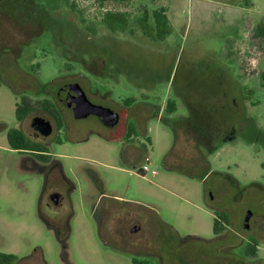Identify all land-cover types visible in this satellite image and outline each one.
I'll return each instance as SVG.
<instances>
[{
    "label": "rangeland",
    "instance_id": "obj_1",
    "mask_svg": "<svg viewBox=\"0 0 264 264\" xmlns=\"http://www.w3.org/2000/svg\"><path fill=\"white\" fill-rule=\"evenodd\" d=\"M35 1L48 8L53 21L51 29L39 34L34 25L15 24L5 13L12 8L5 10V0H0V39L16 50L11 55L0 48V251L16 253L17 264H134V259L221 264L216 245L206 241L214 237L215 215L224 206L229 225L223 215L217 221L229 244L237 245L227 254L244 258L233 264H264V89L259 77L264 43L253 27L259 13L264 20V8L252 0H111L106 9L132 14L127 30L113 32L95 0H60L55 10L51 0ZM161 6L173 31L165 41H154L137 16L146 7L151 13ZM16 9L21 15L24 3H16ZM19 42L25 44L22 50L15 47ZM23 78L38 93L81 79L93 104L120 115L116 128L109 129L96 116L76 119L59 104L68 126L46 141L61 168L54 167L49 188L40 176L21 169L6 136L16 124L19 102L13 89L19 88L16 79ZM224 87L231 98L224 106L231 103L243 113L240 123L235 110L223 121L219 115L212 120L219 129L205 141L215 139L210 153L184 120L193 102L223 109ZM33 102L38 113L50 103L44 95ZM169 102L177 106L173 114L167 112ZM128 124L139 126L130 140L125 137ZM135 145L142 161L150 158L156 175L142 176V161L132 160ZM61 170L73 183L66 184ZM90 175L101 180L107 207L142 215V234L129 240L111 231L123 229L126 219L112 218L99 227L89 198L96 192ZM56 190L65 195L59 208L47 200ZM106 210L105 217L114 216ZM247 212L254 213L251 230L243 226ZM251 241L258 243L255 258L245 254Z\"/></svg>",
    "mask_w": 264,
    "mask_h": 264
},
{
    "label": "flooded vegetation",
    "instance_id": "obj_2",
    "mask_svg": "<svg viewBox=\"0 0 264 264\" xmlns=\"http://www.w3.org/2000/svg\"><path fill=\"white\" fill-rule=\"evenodd\" d=\"M3 1V0H1ZM9 9L5 7V10ZM9 11V12H8ZM5 13H8L9 16L12 15L13 21L15 24L20 26H26V25H34L30 20H22L21 17L17 16V14L15 13V11L13 10H6ZM16 14V16H14ZM23 21V23L21 22ZM25 44H19L15 45L16 49L22 50V46ZM16 52V50L13 51V47H11V55L12 53L14 54ZM89 70V68H88ZM17 80V84L19 85L18 89H13V92L15 93L16 98L18 99V104L22 106V108L27 112L26 115H24V117L18 119L16 117V124L14 127L12 128H8L6 131V136H7V140H8V134L11 130H16L18 133L21 134L22 137H24L28 143H29V147H19V149H12L15 153H17V155H19V158L21 159V169L24 170L25 172L30 173L31 175L34 176H40V178H42V180L45 181V184L48 185L47 188H49V185L51 184V182H53L52 180L54 177V167L59 166V163L55 160H52L51 156V152L49 151L48 146H46V141L52 137V135L56 133H60V132H66L67 131V124L64 121V116L62 114V110L60 108L59 104H62L64 106V108H66L68 111L71 112V114L74 116V112L73 110H71L65 103V101L67 100V96L68 93L73 92L74 90H76L77 88H82L85 92V88L83 87V80L79 79L80 81H76V82H70L72 83V85L69 87L68 84L65 86L62 85L61 87H59V89L56 90H41L39 93L35 90V88L32 85V81L30 79H16ZM186 82V81H184ZM44 95L45 98L49 99L50 103H47L45 105L41 106V111L40 113H38L37 108L33 102V99H35L37 96H41ZM226 95H227V90L223 89L221 91V98L222 101H225L226 99ZM225 98V99H224ZM221 101V102H222ZM60 102V103H59ZM220 100H218V103H220ZM107 107V106H104ZM222 107H224L223 103H222ZM109 108V107H107ZM39 109V110H40ZM235 112L238 116V123H240V118L242 116V111L236 107ZM120 117V115H119ZM35 118H43L47 121L50 122L53 130L51 135L49 136H44L42 134V132L39 129H36L33 127V120ZM98 118V117H97ZM29 124L28 126H25V123L29 120ZM100 121V120H99ZM120 121V119H119ZM241 125V124H240ZM105 126V125H104ZM117 126V125H116ZM116 126L114 127H108L105 126L109 129H113L116 128ZM239 125H236V127H238ZM230 129L235 130V128L233 126L230 127ZM139 130V126L138 125H132V124H128L126 126L125 129V137H127L128 140L132 139V137L137 133V131ZM239 130V127L237 128V131ZM239 133V131H238ZM241 135V133H240ZM239 136V134H238ZM44 140L45 143H39L37 140ZM215 139H211L210 143L214 142ZM134 148L136 149V156L133 157V161H137L140 159V162L142 161L140 155H139V151L136 147V145L134 146ZM144 161V160H143ZM141 162V166H140V173H142V176H144V173L141 169L142 165L144 162ZM61 169V168H60ZM62 179L67 183H73L67 176H65L61 170V174ZM92 177V178H91ZM89 179H92L93 183V188L95 189V193L92 195H89V198H93V204H92V208L94 211V215L96 216V214L98 213V220H97V224L99 225L100 228H102L103 226H105L110 219L114 218H119V220H123L126 219L125 225L122 229V227L120 226V228L117 230L111 229V231H113L114 233L117 234H121L119 236H128L129 240L130 237L132 235H137V234H142V228L144 226V224L142 223V220L144 218H142V215L138 214V213H127V212H122L121 209H118L117 207H115L114 205L110 204L108 207L106 206L104 199L105 197H108V195L106 193H101L103 190V184H99V181H101L98 176L93 177L92 175H90ZM234 186H236L235 184H233ZM92 186V185H91ZM61 189L63 190V187L60 186ZM237 187V186H236ZM102 190V191H101ZM54 194H59L60 195V199L58 204H55L52 201V195ZM109 198H112L114 200H121L119 199L118 196L116 195H110ZM48 205H51V203L59 208L63 205L64 201H65V195L64 193L60 192L59 190H56L54 192H52L51 194L48 195ZM51 203H50V201ZM123 203H127V202H123ZM103 204V205H102ZM135 204H138L137 202H135ZM106 208H110L113 211L114 216H110V218L105 217V211ZM222 211L219 212L217 215H215V220H218V217L220 215H223V217H221V219L223 220H229V208L221 206ZM250 212H247V214ZM246 214V215H247ZM252 217H254V213H252ZM246 217V216H245ZM251 217V218H252ZM250 218V219H251ZM245 220V218H244ZM244 224V222H243ZM120 225H122L120 223ZM223 227V226H222ZM251 226L248 230H251ZM123 230V232H122ZM122 232V233H121ZM214 232V230H213ZM229 240L230 237L226 232V229L223 228V230L220 233H214V237L210 240V241H206L209 243H214L216 245V255H219L220 257H222V261L221 264H230L229 261V254H227L228 252V248H229ZM129 244V243H128ZM226 252V253H225ZM0 254L5 255V256H16L17 259H11L10 257L7 258V260L5 261H0V264H17L18 263V255H16V253L14 252H3L0 251ZM242 260L244 259L243 257ZM255 258V257H253ZM136 260V259H134ZM133 260V263H134ZM241 260V262H242ZM244 261V260H243ZM216 264V263H215Z\"/></svg>",
    "mask_w": 264,
    "mask_h": 264
},
{
    "label": "trees",
    "instance_id": "obj_3",
    "mask_svg": "<svg viewBox=\"0 0 264 264\" xmlns=\"http://www.w3.org/2000/svg\"><path fill=\"white\" fill-rule=\"evenodd\" d=\"M21 1L24 3V9L21 12V15L19 17L22 18V20H30L33 24L34 27L39 29L37 30L36 34H39L41 31L46 30V29H51L53 27V21L50 17L48 8L40 4L39 2L37 3L35 0H5V7L6 8H12L11 10L17 11L16 9V3ZM96 2L99 3L100 8L104 9L103 13V18L102 21L103 23L113 32L117 31L118 29H121L123 31L127 30L129 26V20L132 16L131 13L128 12H117V11H112L108 10L105 8V5L107 2L111 0H95ZM151 1H157V0H151ZM60 0H51V9L55 10L58 9L61 5ZM25 8H28L25 9ZM153 19V23L151 22ZM23 23V21H21ZM137 23L140 26V28L149 36L151 37L154 41H165L168 35H170L173 31L170 20L167 15V10L165 7L161 6L157 9H154L153 12H149L148 8H144V11L142 14L137 16ZM256 35L263 40L264 43V22H262L260 25L256 27L255 30ZM6 38H4L5 40ZM2 43H0V48L5 47L6 49L9 50V54L11 53V48L3 45V37L0 39ZM1 50V49H0ZM10 55L8 59H10ZM1 59V58H0ZM8 59H3L4 61H7ZM260 84L261 87L264 89V72L260 74ZM225 89V87H224ZM242 98L247 100L251 99V96H247L245 94H241ZM227 100L223 101V105L226 104V101H231V98L226 95ZM230 104L228 106H224L223 109H220L217 105L213 106V109H211L208 105L203 103V101H197L193 102L190 104L191 108L189 110V117L184 120L185 125H188V130L191 129L192 132L196 134V136L201 140L199 142L200 145L204 146L206 144L207 149L213 150L215 149L214 142L210 143L207 142L205 143L207 137L212 136L210 133L212 130H217L219 127L216 126V123L212 122V120H217L218 115L223 118L226 117L227 113L233 112L235 110L232 106L230 107ZM177 111V106L173 102L168 103V108L167 112L169 114H173ZM26 111L22 108V106L17 105L16 106V117L18 119L24 117L26 115ZM233 114V113H232ZM217 118V119H216ZM193 120V121H192ZM219 121V120H218ZM177 135L175 134V138ZM8 143L12 149H19V147H29L28 141L21 136L20 133H18L16 130H11L8 134ZM205 143V144H204ZM210 153H213L210 151ZM206 164L208 165V162L206 161ZM181 172H184L188 174L191 177H195L196 174H189L187 173L184 169H176L172 168ZM252 213V212H251ZM227 225H229L228 220H225ZM214 233H220L223 230V227L221 224L218 223L217 220H214V227H213ZM253 242V243H252ZM239 245V244H238ZM229 247H237L233 246L232 244L229 245ZM257 247L258 243L251 241L245 250V254L248 257H257ZM11 259H17L16 256H5L0 254V261H5L7 258ZM241 258H238L236 255H229V261L230 264H233L235 261L241 262L239 260ZM134 264H146L142 263L138 260H134Z\"/></svg>",
    "mask_w": 264,
    "mask_h": 264
},
{
    "label": "water",
    "instance_id": "obj_4",
    "mask_svg": "<svg viewBox=\"0 0 264 264\" xmlns=\"http://www.w3.org/2000/svg\"><path fill=\"white\" fill-rule=\"evenodd\" d=\"M65 103L71 110H73L76 119H85L90 116H96L103 125L108 127L116 126L120 119L119 114L112 109L93 104L82 88H77L73 92L68 93ZM33 127L39 129L44 136L51 135L53 130L50 122L43 118H35L33 120ZM51 198L55 204H58L60 195L54 194ZM252 215L251 212L246 215L243 224L245 229L250 228L248 222Z\"/></svg>",
    "mask_w": 264,
    "mask_h": 264
},
{
    "label": "crops",
    "instance_id": "obj_5",
    "mask_svg": "<svg viewBox=\"0 0 264 264\" xmlns=\"http://www.w3.org/2000/svg\"><path fill=\"white\" fill-rule=\"evenodd\" d=\"M252 3L255 5V7H257L258 9L264 8V0H252ZM264 18V14L262 15ZM262 22H264V20L261 18V13H259V17L256 18V20H254V25L253 27L256 25H260Z\"/></svg>",
    "mask_w": 264,
    "mask_h": 264
},
{
    "label": "built area",
    "instance_id": "obj_6",
    "mask_svg": "<svg viewBox=\"0 0 264 264\" xmlns=\"http://www.w3.org/2000/svg\"><path fill=\"white\" fill-rule=\"evenodd\" d=\"M141 169H142V171H143V173H144V176H145L148 172H150V171H151V173H152L153 175H156V174H157V172H156L155 170H151V167H150V158H149V157L145 158V161H144V163H143Z\"/></svg>",
    "mask_w": 264,
    "mask_h": 264
}]
</instances>
